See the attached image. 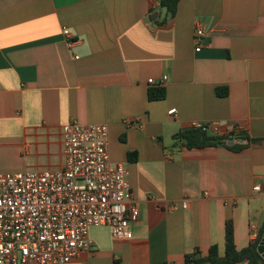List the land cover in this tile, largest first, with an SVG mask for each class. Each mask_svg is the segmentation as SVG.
<instances>
[{"label":"crops","instance_id":"crops-1","mask_svg":"<svg viewBox=\"0 0 264 264\" xmlns=\"http://www.w3.org/2000/svg\"><path fill=\"white\" fill-rule=\"evenodd\" d=\"M167 18L158 0H0V174L61 169L72 121L109 125L111 162L129 170L133 238L92 228L69 264H185L212 246L223 257L227 222L238 250L262 231L264 142L248 141L264 139V0H181ZM157 87L167 96L150 101ZM197 122L249 146H181Z\"/></svg>","mask_w":264,"mask_h":264},{"label":"built area","instance_id":"built-area-1","mask_svg":"<svg viewBox=\"0 0 264 264\" xmlns=\"http://www.w3.org/2000/svg\"><path fill=\"white\" fill-rule=\"evenodd\" d=\"M195 26V50L201 52L206 32L202 23ZM63 36L73 39L67 27ZM192 127L221 136L213 123ZM62 136L61 169L0 174V264H69L91 251L90 229L95 227H108L117 241L133 238L131 225L140 213L127 166L111 162L109 125L72 121L63 126ZM253 189L262 191L257 185ZM187 207L184 201L182 208Z\"/></svg>","mask_w":264,"mask_h":264},{"label":"trees","instance_id":"trees-1","mask_svg":"<svg viewBox=\"0 0 264 264\" xmlns=\"http://www.w3.org/2000/svg\"><path fill=\"white\" fill-rule=\"evenodd\" d=\"M181 0H158L160 6L166 9L168 18H173L178 9L179 2ZM168 18L163 21L165 23ZM166 89L164 88H151L149 90L148 98L150 101L164 100L167 96ZM236 136L235 133L231 135L216 136L203 132L200 129L193 127L175 135V139L180 141V145L192 150V149H204L208 147L225 146L226 148L241 152L249 145L234 144L229 145L228 142ZM250 143L256 144L264 142V139L253 138L249 139ZM136 154L130 155V160L135 159ZM226 248L225 255L219 256V249L217 246H212L208 255L203 256L199 250H196L185 257V264H264V258L259 252V246L262 242L264 235V225L262 231L259 233L258 238L250 242L248 247L243 250H238L234 241V230L230 222L226 224Z\"/></svg>","mask_w":264,"mask_h":264},{"label":"water","instance_id":"water-1","mask_svg":"<svg viewBox=\"0 0 264 264\" xmlns=\"http://www.w3.org/2000/svg\"><path fill=\"white\" fill-rule=\"evenodd\" d=\"M248 137V133L246 132H241L237 135L236 139L233 138L231 139L228 144L229 145H234L236 143H248L245 138ZM259 252L260 254L262 255V257L264 258V235H263V239H262V242L260 243V246H259Z\"/></svg>","mask_w":264,"mask_h":264}]
</instances>
